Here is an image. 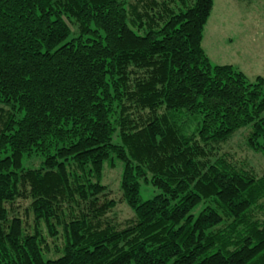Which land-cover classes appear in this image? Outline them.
Here are the masks:
<instances>
[{
  "label": "trees",
  "instance_id": "16d2710c",
  "mask_svg": "<svg viewBox=\"0 0 264 264\" xmlns=\"http://www.w3.org/2000/svg\"><path fill=\"white\" fill-rule=\"evenodd\" d=\"M213 6L0 0V264H264V164L227 149L264 159V75L211 63Z\"/></svg>",
  "mask_w": 264,
  "mask_h": 264
},
{
  "label": "rangeland",
  "instance_id": "374dc122",
  "mask_svg": "<svg viewBox=\"0 0 264 264\" xmlns=\"http://www.w3.org/2000/svg\"><path fill=\"white\" fill-rule=\"evenodd\" d=\"M202 44L213 65H233L246 75L250 83H253L258 76H263L264 0H214L212 13L204 29ZM182 117L188 120L186 131L190 132L197 123L196 118L186 115ZM244 148L245 142L240 135L234 137L231 148L227 147L238 158L248 159L251 163L253 161L264 164V159H261L259 154L255 155ZM37 163L38 160L34 159L26 161L25 165ZM122 169L123 164L120 161H117L113 168L106 167L103 183L108 185L109 196L118 201L116 214L124 219L132 215V210L119 201ZM148 189L142 190L143 199H148L156 193V190L148 191ZM199 209L200 206L194 213Z\"/></svg>",
  "mask_w": 264,
  "mask_h": 264
}]
</instances>
